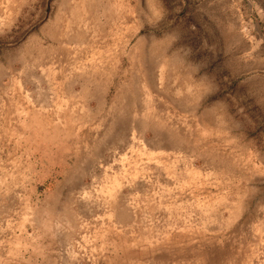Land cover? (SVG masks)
I'll list each match as a JSON object with an SVG mask.
<instances>
[{
	"label": "rangeland",
	"instance_id": "374dc122",
	"mask_svg": "<svg viewBox=\"0 0 264 264\" xmlns=\"http://www.w3.org/2000/svg\"><path fill=\"white\" fill-rule=\"evenodd\" d=\"M0 264H264V0H0Z\"/></svg>",
	"mask_w": 264,
	"mask_h": 264
},
{
	"label": "crops",
	"instance_id": "0c3cea01",
	"mask_svg": "<svg viewBox=\"0 0 264 264\" xmlns=\"http://www.w3.org/2000/svg\"><path fill=\"white\" fill-rule=\"evenodd\" d=\"M81 69H83V68H81ZM100 72V71H99ZM99 72H97V74L99 73ZM85 73H90L89 71H85ZM100 74V73H99ZM101 75H103V74H101ZM96 77H97V75H96ZM103 79V77L100 79V77H99V75H98V77L96 78V82L98 83V85H99V83H100V81ZM97 101H98V103L99 104H101L102 103V100H101V98H98L97 99ZM41 107H43V104H41ZM114 109V108H113ZM37 121H35V123H36ZM30 129V128H29ZM26 137H28V136H26ZM82 188V187H81ZM87 197H88V195H87ZM74 214H75V212H74Z\"/></svg>",
	"mask_w": 264,
	"mask_h": 264
}]
</instances>
